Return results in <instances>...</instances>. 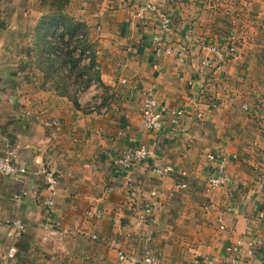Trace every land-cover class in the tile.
Listing matches in <instances>:
<instances>
[{
    "label": "crops",
    "instance_id": "0c3cea01",
    "mask_svg": "<svg viewBox=\"0 0 264 264\" xmlns=\"http://www.w3.org/2000/svg\"><path fill=\"white\" fill-rule=\"evenodd\" d=\"M144 3L0 0V156L11 146L18 166L26 169L16 177L0 173V259L7 242L2 224L12 218L26 229L10 264H127L119 261L113 240L137 257L145 236L166 264H196L205 257L222 264L232 242L250 231L264 238V192L257 190L264 178V120L256 110L264 100V0H155L157 14L175 11L174 29L167 34L156 15L137 17ZM180 23L186 25L181 34ZM68 24L82 28L94 48L100 70L85 71L90 79L96 75L98 90L84 87L77 71L57 73L49 59L50 37L64 36L60 30ZM231 32L243 39L239 56L225 64L216 82L200 86L221 109L205 103L190 108L188 81L196 79L199 42L223 46ZM157 36L166 47L185 42L192 63L180 67L157 53ZM145 89L185 115H169L160 131H147L140 114ZM134 139L146 146L157 140L159 146L129 184L107 155L118 157ZM214 151L237 157L227 171L239 187L207 192L215 164L206 155ZM167 165L175 167L173 174L154 175V167ZM49 171L61 177L51 213L44 205L51 194L44 180ZM153 190L161 193L157 223L138 228L136 216L153 201ZM15 195L22 197L18 205ZM185 229L206 237L197 259L175 240Z\"/></svg>",
    "mask_w": 264,
    "mask_h": 264
},
{
    "label": "built area",
    "instance_id": "2783aa9c",
    "mask_svg": "<svg viewBox=\"0 0 264 264\" xmlns=\"http://www.w3.org/2000/svg\"><path fill=\"white\" fill-rule=\"evenodd\" d=\"M195 1V0H188ZM137 17L140 20H146L148 14H153L159 20L160 30L162 33L167 34L174 29L175 21V11L174 9L168 10L165 13L157 14V8L155 6V0H145L144 5L137 11ZM227 15L229 13L227 12ZM231 22L233 26L237 22L232 19ZM186 30V25L179 24L176 27V32L181 34ZM63 33L64 40L68 41L69 36L65 34L64 29L60 30ZM80 37V39H82ZM61 39L57 36L50 37V43L56 45ZM227 43L221 46L213 41H203L198 44L197 58H195L196 68L195 75L196 79H191L188 81V86L192 90L191 96L189 97L190 108L198 107L201 104H207L210 110H219L222 104L217 100H208L206 98L205 92L201 89V84H211L216 82L221 76L225 64L229 60H235L240 53L241 46L243 44V39L238 36L237 33L231 32L226 38ZM155 50L157 53L164 52L165 56L173 57L180 67H188L190 62L192 63L193 57L189 55L191 50L189 46L184 42H180L177 48L164 46V41L160 36L154 38ZM67 48H64L66 51ZM60 54V52H57ZM264 53V52H263ZM52 58H56V54H51ZM74 57L78 60L81 67H90L93 65V71H99L100 65L94 61L91 55V50L82 52L80 48L74 51ZM85 79H89L85 76ZM123 86L127 84V80L121 81ZM202 82V83H200ZM89 88L98 90L101 86L98 80H91ZM142 105H141V119L142 122L149 132H158L163 128L166 118L170 115L175 118L182 117L185 115L184 109L181 110H170L166 105L158 101V97L151 89L142 90ZM207 99V100H206ZM113 105V102H110ZM245 112L250 111V106L244 104L242 106ZM258 117L264 120V100L260 102L257 106ZM106 111V109H104ZM262 142L264 143V130L262 131ZM159 143L154 140L152 146H146L139 143L138 139L133 140V144L129 145L118 157H113L111 154L107 156L112 160L113 165L119 170V173L127 177V182L131 184L132 173L140 168L143 164L148 162L154 156L153 148L158 147ZM206 159L215 164L213 172L209 175L207 179V192L213 193L218 190H224L227 186H233V188L239 187V182L231 179L228 176V164L231 160L237 159L235 156H229L228 154L221 152L208 153ZM175 172V167L172 165L159 166L153 168L154 175L158 178H165ZM0 173L7 177H16L26 173L25 168H21L17 164V152L11 146H8L4 153L0 156ZM184 175V174H183ZM61 177L54 171H49L44 173V180L50 190V198H48L44 205L48 211L51 213L54 208V197L56 195L57 187L60 183ZM185 188V185L181 186ZM257 190L259 192H264V178L258 183ZM160 191L153 190L150 192V196L153 199L146 207L138 212L136 216L134 225L138 228L149 227L157 223L156 213L161 206ZM14 203L16 205L20 204L22 197L20 195H15L13 197ZM229 211L232 209L229 208ZM88 216L100 220L102 214L100 212H88ZM264 217V211L261 212L260 218ZM220 230L225 231L223 218H219ZM6 228V251L5 254L0 259V264H10L16 259L18 254V244L24 236L26 226L20 218L7 219L2 224ZM1 225V226H2ZM96 237L94 236L93 239ZM150 236H145L144 238V248L142 249L139 256H135L127 253L121 246H119L118 239L113 240V246L117 252L118 259L121 262H127V264H166L163 262L162 255L155 250H153L149 243L151 242ZM245 252V257H242V253ZM246 258V259H245ZM248 258V259H247ZM264 264V238H257V236L250 231L245 237L240 238L232 242L226 248V259L222 264ZM196 264H216L215 261L209 257H205L202 261H197Z\"/></svg>",
    "mask_w": 264,
    "mask_h": 264
},
{
    "label": "trees",
    "instance_id": "16d2710c",
    "mask_svg": "<svg viewBox=\"0 0 264 264\" xmlns=\"http://www.w3.org/2000/svg\"><path fill=\"white\" fill-rule=\"evenodd\" d=\"M65 34L69 36L68 41L64 40V36H61V41L57 43L56 45H52L51 43L49 44L50 51H49V56L51 57V54H56V58H49L51 59V63H53V67L56 70L57 73L59 74H64L65 70H67V74H70L72 72L75 73L77 71L78 76H76V79L78 81H82L84 83V87H88L90 85V81L95 79L98 80V78L95 76H91L90 81L86 82L87 79H85V76L88 75L89 72H86L85 70H93V65L95 64V55L94 51H92L94 48L90 45L87 44L85 41V34L82 28L76 27L73 25H69L65 28ZM80 39V37H82ZM64 48H67L66 51H64ZM80 48L82 52L91 50V55L93 56V64L90 66V68L84 67L80 68L79 67V59L77 60L74 57V51ZM57 52H60L58 54ZM85 80V81H84ZM99 81V80H98ZM89 84V85H88ZM88 85V86H87Z\"/></svg>",
    "mask_w": 264,
    "mask_h": 264
},
{
    "label": "rangeland",
    "instance_id": "374dc122",
    "mask_svg": "<svg viewBox=\"0 0 264 264\" xmlns=\"http://www.w3.org/2000/svg\"><path fill=\"white\" fill-rule=\"evenodd\" d=\"M183 209H185L186 211V206ZM194 209H196V204L194 206ZM169 224L177 225V221L170 220ZM187 233H188L187 229H185L182 233H177V235L175 236V240L180 238V242L184 243L183 249L184 250L190 249L189 254L193 258L197 259L199 256L198 254L204 244V241L206 240V237L198 233L193 234L192 231L190 232V234H187Z\"/></svg>",
    "mask_w": 264,
    "mask_h": 264
}]
</instances>
